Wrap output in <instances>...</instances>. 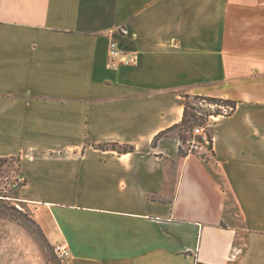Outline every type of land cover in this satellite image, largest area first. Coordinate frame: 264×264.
Wrapping results in <instances>:
<instances>
[{"label": "crops", "instance_id": "crops-1", "mask_svg": "<svg viewBox=\"0 0 264 264\" xmlns=\"http://www.w3.org/2000/svg\"><path fill=\"white\" fill-rule=\"evenodd\" d=\"M184 95L236 107L180 156ZM0 156L61 264H264V0H0Z\"/></svg>", "mask_w": 264, "mask_h": 264}, {"label": "trees", "instance_id": "trees-1", "mask_svg": "<svg viewBox=\"0 0 264 264\" xmlns=\"http://www.w3.org/2000/svg\"><path fill=\"white\" fill-rule=\"evenodd\" d=\"M184 97L185 105L181 121L160 131L154 136L152 140V145L155 146L156 141L162 136L174 135L175 137H178V139L180 140L178 148V153L180 156L186 155V151L184 150L183 145L187 144L188 141L191 139L187 138L185 132L191 133V131L193 130L192 128L195 125H203L207 121L206 118H203L202 116L196 114L194 110H197L198 107L199 109L204 106L209 107V104L216 105L218 108H214L212 110L206 107V115L208 117L211 114L216 115L220 113L219 106H227L229 108L227 114L232 112L236 107V102L230 99L198 95L192 97L190 95H184ZM190 99H196L198 105H196L195 102L190 103ZM192 138H194L196 142L205 144L208 148H211V138L210 140H208L207 143L202 142L199 136L195 135ZM109 147L118 152H129L133 150V146L128 144L111 143L109 144ZM11 160L15 162V167L11 168L13 171L12 175L10 174L7 168H4V165ZM26 181V176L22 172L18 156H0V217L11 218L26 226L28 229L30 228L28 223H32L37 227L43 238L46 240L42 229L40 228L38 223L33 219V217L32 219L29 218L27 213L22 212V210L16 208L15 205L11 203L12 199L16 197V195H18L20 187L26 184ZM13 194L15 196H13Z\"/></svg>", "mask_w": 264, "mask_h": 264}, {"label": "rangeland", "instance_id": "rangeland-1", "mask_svg": "<svg viewBox=\"0 0 264 264\" xmlns=\"http://www.w3.org/2000/svg\"><path fill=\"white\" fill-rule=\"evenodd\" d=\"M189 101L190 103L195 102L196 105H198L196 99H190ZM206 107L207 106H204V107H201L200 109L198 107L197 110H194V112L198 114L199 116L206 118L207 120L208 117L206 115V111H207V108H210V107H207V108ZM214 108H218V107L215 106ZM226 108L227 110H229L227 106ZM210 109L212 110V108ZM192 131L191 133L185 132L188 139L194 136ZM14 167H15V162L12 160L4 165V168H7L11 175L13 174V171L11 168H14ZM13 196L15 195L13 194ZM11 203L14 204L16 208L22 210V212L27 213L29 218L32 219V216L30 215L29 211L26 209L24 203L19 200L18 195H16V197L12 199ZM5 218L10 220L12 223L6 222V223H0V225L6 227V226H12L14 223L18 226V228H20V233L11 232L7 236L4 234L2 236L0 235L1 236L0 240L9 241L13 244V247L11 250L5 249V257L3 260V264H6V263L7 264H18L19 259L20 258L22 259V256H23L22 252H21V255L19 256L18 249H15V245L16 243H18V240H21V242L24 244V247H25L24 257L26 259V264H61L62 259L58 258L55 255L53 251V245H51L47 240L43 238V236L41 235V233L39 232V230L34 224L28 223L30 226V228L28 229L26 226L22 225L21 223L11 218H8V217H5ZM66 258L67 257H65L64 259Z\"/></svg>", "mask_w": 264, "mask_h": 264}, {"label": "built area", "instance_id": "built-area-1", "mask_svg": "<svg viewBox=\"0 0 264 264\" xmlns=\"http://www.w3.org/2000/svg\"><path fill=\"white\" fill-rule=\"evenodd\" d=\"M121 34H126L127 30L124 26H117L116 28ZM130 59L126 58L121 49L118 46V43L115 39H111L109 42V46H108V63L110 65H115V64H128L130 63ZM216 105L213 104H209L210 108H214ZM220 109V113L214 115L211 114L208 116V118H214L216 116L219 115H226L228 113L229 110H227L226 107H222L219 106ZM193 135L195 136H199L201 141L204 143H207L208 140H210V134L208 131V125L207 122L203 125H195L193 127V131H192ZM53 251L55 253V255L60 258V259H64L65 257L70 255V249L68 247V244L65 241H61V242H57L55 244H53Z\"/></svg>", "mask_w": 264, "mask_h": 264}]
</instances>
